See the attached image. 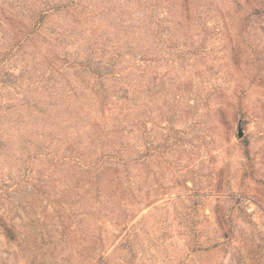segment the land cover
Listing matches in <instances>:
<instances>
[{
  "label": "rangeland",
  "instance_id": "374dc122",
  "mask_svg": "<svg viewBox=\"0 0 264 264\" xmlns=\"http://www.w3.org/2000/svg\"><path fill=\"white\" fill-rule=\"evenodd\" d=\"M0 264H264V0H0Z\"/></svg>",
  "mask_w": 264,
  "mask_h": 264
},
{
  "label": "water",
  "instance_id": "95a60500",
  "mask_svg": "<svg viewBox=\"0 0 264 264\" xmlns=\"http://www.w3.org/2000/svg\"><path fill=\"white\" fill-rule=\"evenodd\" d=\"M238 135H239V136H241V135H242V133H241V132H239V133H238Z\"/></svg>",
  "mask_w": 264,
  "mask_h": 264
}]
</instances>
